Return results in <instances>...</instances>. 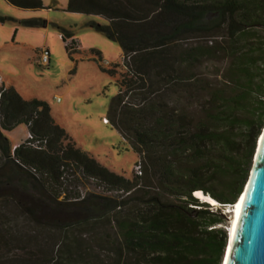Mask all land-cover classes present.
I'll list each match as a JSON object with an SVG mask.
<instances>
[{
    "label": "trees",
    "instance_id": "16d2710c",
    "mask_svg": "<svg viewBox=\"0 0 264 264\" xmlns=\"http://www.w3.org/2000/svg\"><path fill=\"white\" fill-rule=\"evenodd\" d=\"M6 1L20 9L44 8L42 0ZM68 11L106 18L107 25L92 27L123 50L127 72L116 80L110 122L140 155L143 175L134 171L127 179L102 166L54 121L46 102L25 100L2 82L0 264H75L71 225L58 221L60 205L68 201L76 202L66 215L74 209L84 216L79 225L116 223L115 264H222L228 234L217 226L225 216L194 193L202 191L222 210L238 202L247 183L263 124V116L257 123L249 114L261 101L254 93L264 87L258 80L264 46L256 44L264 32V0H70ZM61 36L67 51H78L71 33L61 30ZM195 40L196 46L185 48ZM217 54L231 60L232 75L244 80L235 84L242 87L236 99L227 98L225 84L196 79L195 71ZM108 72L117 75L116 69ZM178 81L187 84H173ZM175 96L186 102L176 106ZM203 101V110L193 112ZM20 125L33 139L13 152L6 132ZM237 126L247 128L246 143L235 135ZM37 141L41 148L30 144ZM84 182L105 196L82 194ZM14 251L26 258L9 259Z\"/></svg>",
    "mask_w": 264,
    "mask_h": 264
},
{
    "label": "rangeland",
    "instance_id": "374dc122",
    "mask_svg": "<svg viewBox=\"0 0 264 264\" xmlns=\"http://www.w3.org/2000/svg\"><path fill=\"white\" fill-rule=\"evenodd\" d=\"M42 2L43 9L26 10L17 8L6 0H0L2 82L7 87H14L25 100L37 99L46 102L54 121L65 129L79 149L94 157L110 171L127 179H133L135 167L140 162V155L110 122V107L119 91L116 80L121 79L127 72L121 46L92 27V23L107 25L106 18L70 12L68 11L70 0H42ZM29 20L38 21L40 25L37 27L24 25V22ZM61 30L71 33L79 43L77 52L67 51ZM256 42L264 46V32ZM196 45V40L184 44L185 48ZM44 50H48L51 54L50 65L41 62V54ZM93 51L99 52L100 56ZM230 63L231 60L217 54L214 61L203 62V65L195 71L196 79L199 84L218 86L225 84L227 98L236 99L241 94L242 87L235 84H244V80L239 82L237 77L232 75ZM258 67L260 72L258 80L264 82V61ZM110 69H116L115 77L109 74ZM146 84L151 82L148 80ZM173 84L187 83L178 81ZM177 97L175 96L173 101L180 107L186 100ZM253 98L255 101H261H257L259 106H256L249 115L254 116L257 123L263 116V124L256 139L255 154L259 137L264 129V87L260 93H254ZM202 103L204 101L194 104L193 112L202 111ZM200 116L202 114L198 115ZM222 124L221 122L216 125L222 127ZM234 132L237 138L246 143L248 130L245 126H237ZM28 134L26 125H20L10 134V141L12 144H21ZM80 185L84 195L87 193L105 196L103 193H93L94 187L88 182ZM74 202L76 201H68L60 205L64 211L58 217L60 227L71 225L67 229V234L72 262L115 264L117 260L115 250L120 241L116 223L112 221L110 226L105 222L103 225V219H99L90 223L93 225H79L78 221H82L84 216L74 212V209H70L73 213L65 214L72 207L68 204H75ZM15 208L11 206L9 210L14 212ZM220 208L216 207L213 210L222 213L226 221L217 227L226 230L229 237L233 218V215L229 214L231 208L228 212L227 207L222 210ZM116 213H112L113 217ZM22 222L23 219L19 224ZM60 232L64 231L60 230ZM60 232L56 231L54 234L59 235ZM77 248L79 254L76 253ZM15 255L25 257V252L14 251L8 255V258H14Z\"/></svg>",
    "mask_w": 264,
    "mask_h": 264
},
{
    "label": "water",
    "instance_id": "95a60500",
    "mask_svg": "<svg viewBox=\"0 0 264 264\" xmlns=\"http://www.w3.org/2000/svg\"><path fill=\"white\" fill-rule=\"evenodd\" d=\"M242 197L239 220L233 235L229 233L222 264H264V129L238 200Z\"/></svg>",
    "mask_w": 264,
    "mask_h": 264
},
{
    "label": "bare ground",
    "instance_id": "6f19581e",
    "mask_svg": "<svg viewBox=\"0 0 264 264\" xmlns=\"http://www.w3.org/2000/svg\"><path fill=\"white\" fill-rule=\"evenodd\" d=\"M196 196H198V198H202V200H205L206 202H211L212 204H217V202H215V200H212L211 198H209L208 196H206L205 194H202V192H196L195 193ZM243 197L240 199V201L238 200V202H236L233 206H230L231 210L229 211V214L233 215V218H232V224H231V227H230V230H229V233L231 235H233L234 233V230L236 229V226H237V223H238V220H239V216H240V213H241V209H242V205H243ZM229 208V209H230Z\"/></svg>",
    "mask_w": 264,
    "mask_h": 264
},
{
    "label": "built area",
    "instance_id": "2783aa9c",
    "mask_svg": "<svg viewBox=\"0 0 264 264\" xmlns=\"http://www.w3.org/2000/svg\"><path fill=\"white\" fill-rule=\"evenodd\" d=\"M70 42H72V39H70V40L68 41V43H70ZM41 62H42L44 65H50V62H51V54H50V52H49L48 50H44V51L42 52V54H41ZM1 85H2V80H1V78H0V86H1ZM106 122H108V120H106ZM32 139H33L32 136H31L30 134H28V137L26 138V140H30V141H31ZM26 140H24V141H26ZM30 144H31L33 147H35V148H41V146H42V142H41V141L30 142ZM18 146H19V144L13 146V152L17 149ZM134 171H135L136 175H138V176H142V175H143V169H142V165H141V163H138V164L136 165ZM217 207H219V206H217Z\"/></svg>",
    "mask_w": 264,
    "mask_h": 264
},
{
    "label": "crops",
    "instance_id": "0c3cea01",
    "mask_svg": "<svg viewBox=\"0 0 264 264\" xmlns=\"http://www.w3.org/2000/svg\"><path fill=\"white\" fill-rule=\"evenodd\" d=\"M74 38V37H73ZM75 39V38H74ZM4 83V82H3ZM6 86V85H5ZM7 87V86H6ZM27 127V126H26ZM16 129V128H15ZM14 129V130H15ZM27 129H28V127H27ZM13 130V131H14ZM13 131H8V132H6V134H7V136L9 137V139H10V134L13 132ZM28 132H29V129H28ZM12 144V143H11ZM18 144H20V143H18ZM18 144H12V145H18Z\"/></svg>",
    "mask_w": 264,
    "mask_h": 264
},
{
    "label": "clouds",
    "instance_id": "9594fccd",
    "mask_svg": "<svg viewBox=\"0 0 264 264\" xmlns=\"http://www.w3.org/2000/svg\"><path fill=\"white\" fill-rule=\"evenodd\" d=\"M201 192H202V191H201ZM195 193H196V192H195ZM195 193H194V194H195ZM202 194H204V193L202 192ZM196 197H197V196H196ZM217 206H218V204H216V206H214V207H217ZM229 208H230V206L227 207V211L229 210Z\"/></svg>",
    "mask_w": 264,
    "mask_h": 264
}]
</instances>
